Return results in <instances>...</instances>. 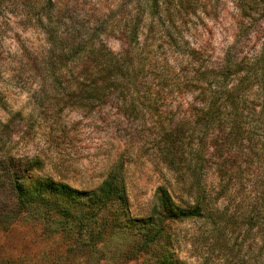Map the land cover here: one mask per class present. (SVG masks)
Here are the masks:
<instances>
[{
    "label": "rangeland",
    "instance_id": "obj_1",
    "mask_svg": "<svg viewBox=\"0 0 264 264\" xmlns=\"http://www.w3.org/2000/svg\"><path fill=\"white\" fill-rule=\"evenodd\" d=\"M51 2L58 31L67 36L79 34V26L89 27L100 13L117 29H125L132 10L131 0ZM3 5L0 119L5 122L20 112L14 116L15 134L5 145L10 155L34 156L43 164L41 175L82 191L96 189L110 167L122 161L128 214L133 218L151 216L158 187L167 189L182 206L194 207L199 196L205 197L199 217L175 221L167 228L179 264H264L259 228L246 220L256 212L264 217L254 184L264 178L262 137L242 152L229 149L235 174L226 192L227 179L221 178L215 167L202 179L203 193L195 186L189 188L163 163L152 147L153 134L146 131L179 115V95L170 87L161 93L167 115L156 112L133 121L123 118L114 107L84 114L79 102L68 101L72 92L68 68H61L60 86H55V58L37 24L45 13L44 1L4 0ZM168 6L175 32L189 47L200 48L210 61H219L228 51L239 59L252 60L264 46V0H168ZM107 42L112 50H120L117 39L110 37ZM158 49L156 62L160 67L169 66L170 82L181 79L182 70L192 67L185 55L166 47ZM5 205L3 200L0 210ZM51 228L19 217L0 219V264H158V256L134 246L135 240L125 236L108 241L98 252L79 248L68 253L71 241Z\"/></svg>",
    "mask_w": 264,
    "mask_h": 264
},
{
    "label": "trees",
    "instance_id": "obj_2",
    "mask_svg": "<svg viewBox=\"0 0 264 264\" xmlns=\"http://www.w3.org/2000/svg\"><path fill=\"white\" fill-rule=\"evenodd\" d=\"M43 1L45 13L37 24L55 58V86H60L62 67L71 74L68 101L79 102L84 114L114 107L123 118L134 121L156 112L167 115L161 93L170 87L179 95V115L146 129L153 134L152 147L189 188L195 186L203 193L202 179L215 167L227 179L226 192L235 174L229 149L242 152L252 148L256 138L264 139V46L252 60L239 59L228 51L219 61H210L200 48L189 47L175 32L168 0H131L125 29H117L100 13L89 27L79 26V34L67 36L58 31L51 0ZM3 4L0 0V12ZM110 37L120 43L119 51L109 47ZM156 42L160 45L154 46ZM159 47L189 58L192 67L182 70L181 79L170 82L169 66L160 67L156 62ZM15 115L20 112L5 122L0 119V203L6 201L0 219L19 217L50 226L71 241L68 253L79 248L98 252L108 241L125 236L136 241L134 246L158 256V264H179L167 228L175 221L199 217L205 197L199 196L194 207L182 206L167 189L158 187L151 216L133 218L128 214L122 161L110 167L96 189H72L41 175L43 164L38 158L9 154L5 145L15 134ZM254 184L264 212V178ZM246 220L259 228L264 245V217L256 212Z\"/></svg>",
    "mask_w": 264,
    "mask_h": 264
}]
</instances>
